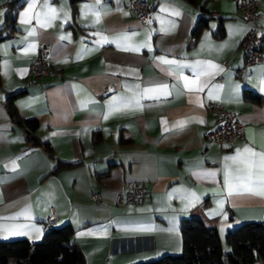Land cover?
<instances>
[{
  "label": "crops",
  "instance_id": "obj_1",
  "mask_svg": "<svg viewBox=\"0 0 264 264\" xmlns=\"http://www.w3.org/2000/svg\"><path fill=\"white\" fill-rule=\"evenodd\" d=\"M130 2L0 0V240L38 242L71 224L86 264H136L180 254L184 218L217 228L226 251L229 230L264 220V64L238 72L249 24L237 0H148L147 22ZM41 42L58 74L28 85ZM14 93L54 157L9 115ZM212 101L243 124L233 147L206 140ZM133 181L147 193L120 206Z\"/></svg>",
  "mask_w": 264,
  "mask_h": 264
},
{
  "label": "trees",
  "instance_id": "obj_2",
  "mask_svg": "<svg viewBox=\"0 0 264 264\" xmlns=\"http://www.w3.org/2000/svg\"><path fill=\"white\" fill-rule=\"evenodd\" d=\"M195 3V0H187ZM13 8L8 10V22L15 21L12 17ZM209 17H200L196 22L193 35L198 37L208 25ZM222 19V17H221ZM221 24V23H220ZM217 36L224 35L220 25ZM3 37L0 35V40ZM16 94H10L5 100L6 109L11 118L26 130L29 146H41L52 157L53 151L48 142L36 135L39 122L20 116L14 105ZM244 97L254 102H261V97L251 90L244 92ZM99 137L95 138L98 142ZM73 163L57 159L55 169ZM181 232L183 251L180 254H167L149 261L136 264H264V220L251 221L238 225L225 235L226 251L217 228L209 227L199 217L182 219ZM74 228L71 224L61 227H49L43 238L31 242L26 238L0 240V264H86L82 249L72 239Z\"/></svg>",
  "mask_w": 264,
  "mask_h": 264
},
{
  "label": "built area",
  "instance_id": "obj_3",
  "mask_svg": "<svg viewBox=\"0 0 264 264\" xmlns=\"http://www.w3.org/2000/svg\"><path fill=\"white\" fill-rule=\"evenodd\" d=\"M237 4L243 18L249 24L240 41L245 63L238 69V72H243L253 64H264V13L259 11L257 0H237ZM130 7L143 22L148 21L150 15L148 0H131ZM31 73L34 78L27 82L28 85L34 84L39 78L54 77L58 74V70L51 60V47L49 44L45 42L39 44L38 54L31 65ZM207 109L213 115L215 122V127L209 130L206 135L208 144L217 143L222 147H233L236 141L244 136L243 124L238 115L215 101L210 102ZM146 193L147 189L143 185L133 181L128 185V188L120 190L117 203L120 206H123L126 201L138 204L142 202ZM94 197L98 198L99 194L95 193ZM55 217V215L50 216L48 223L53 224Z\"/></svg>",
  "mask_w": 264,
  "mask_h": 264
},
{
  "label": "snow or ice",
  "instance_id": "obj_4",
  "mask_svg": "<svg viewBox=\"0 0 264 264\" xmlns=\"http://www.w3.org/2000/svg\"><path fill=\"white\" fill-rule=\"evenodd\" d=\"M165 63H167V61H165ZM211 67H215V66H211ZM245 151H249V150L245 149ZM253 155H255V153H253ZM261 160L264 161V157H261ZM262 167H264V164H262ZM226 183H227V178H226ZM261 187H264V182H262ZM261 194L264 195V193Z\"/></svg>",
  "mask_w": 264,
  "mask_h": 264
}]
</instances>
